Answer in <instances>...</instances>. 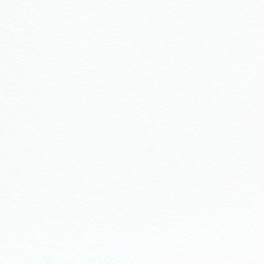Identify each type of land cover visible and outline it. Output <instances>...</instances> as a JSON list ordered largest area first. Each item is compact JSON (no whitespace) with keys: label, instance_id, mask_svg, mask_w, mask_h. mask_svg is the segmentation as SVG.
Instances as JSON below:
<instances>
[{"label":"snow or ice","instance_id":"obj_1","mask_svg":"<svg viewBox=\"0 0 264 264\" xmlns=\"http://www.w3.org/2000/svg\"><path fill=\"white\" fill-rule=\"evenodd\" d=\"M0 264H264V0H0Z\"/></svg>","mask_w":264,"mask_h":264}]
</instances>
